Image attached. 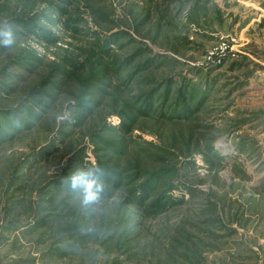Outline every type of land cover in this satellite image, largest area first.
I'll list each match as a JSON object with an SVG mask.
<instances>
[{
  "label": "rangeland",
  "instance_id": "rangeland-1",
  "mask_svg": "<svg viewBox=\"0 0 264 264\" xmlns=\"http://www.w3.org/2000/svg\"><path fill=\"white\" fill-rule=\"evenodd\" d=\"M9 25L0 264H264V0H0Z\"/></svg>",
  "mask_w": 264,
  "mask_h": 264
},
{
  "label": "clouds",
  "instance_id": "clouds-1",
  "mask_svg": "<svg viewBox=\"0 0 264 264\" xmlns=\"http://www.w3.org/2000/svg\"><path fill=\"white\" fill-rule=\"evenodd\" d=\"M0 37H3V39L0 40V45L2 46L9 48L14 44L13 29L10 25L0 29ZM71 179L73 188L83 183L86 191V201H91L96 198V194L92 192L93 182L91 180L82 179L80 174L73 175Z\"/></svg>",
  "mask_w": 264,
  "mask_h": 264
},
{
  "label": "trees",
  "instance_id": "trees-1",
  "mask_svg": "<svg viewBox=\"0 0 264 264\" xmlns=\"http://www.w3.org/2000/svg\"><path fill=\"white\" fill-rule=\"evenodd\" d=\"M14 118H16V117H14ZM19 119H22L21 117H19ZM9 121V120H8ZM6 128H8L9 129V131H13V132H16L12 127H10L9 125H6V126H4V129H6ZM13 130H12V129ZM20 131V130H19ZM5 132H6V130H5ZM19 133V132H18ZM4 140H5V138H3ZM48 149H45L44 151H47Z\"/></svg>",
  "mask_w": 264,
  "mask_h": 264
}]
</instances>
